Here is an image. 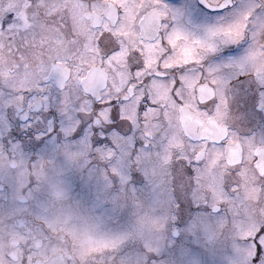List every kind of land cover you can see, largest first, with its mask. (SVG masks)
I'll return each mask as SVG.
<instances>
[{"label":"snow or ice","instance_id":"obj_1","mask_svg":"<svg viewBox=\"0 0 264 264\" xmlns=\"http://www.w3.org/2000/svg\"><path fill=\"white\" fill-rule=\"evenodd\" d=\"M0 264H264V0H0Z\"/></svg>","mask_w":264,"mask_h":264}]
</instances>
